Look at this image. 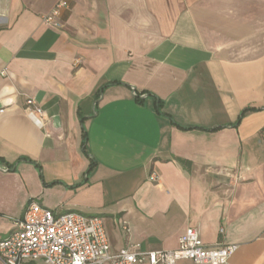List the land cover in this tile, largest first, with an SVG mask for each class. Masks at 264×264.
<instances>
[{
  "label": "crops",
  "instance_id": "crops-1",
  "mask_svg": "<svg viewBox=\"0 0 264 264\" xmlns=\"http://www.w3.org/2000/svg\"><path fill=\"white\" fill-rule=\"evenodd\" d=\"M60 1L0 0V237L34 200L100 216L111 254L192 227L264 264V0H70L46 25Z\"/></svg>",
  "mask_w": 264,
  "mask_h": 264
},
{
  "label": "built area",
  "instance_id": "built-area-1",
  "mask_svg": "<svg viewBox=\"0 0 264 264\" xmlns=\"http://www.w3.org/2000/svg\"><path fill=\"white\" fill-rule=\"evenodd\" d=\"M70 7V0H61L43 18L44 23L60 27L61 13ZM80 62L81 59L76 64ZM26 114L36 125H44L43 109L34 100H28ZM158 178L154 173L150 179L154 182ZM24 214L8 236L0 237L1 264H29L32 260H44L47 264H177L184 260L193 264H227L238 249L233 244L206 245L199 230L189 227L175 250L140 251L138 246L129 245L111 254L100 216L73 211L54 213L34 200ZM122 225L125 232L130 231L129 225Z\"/></svg>",
  "mask_w": 264,
  "mask_h": 264
}]
</instances>
